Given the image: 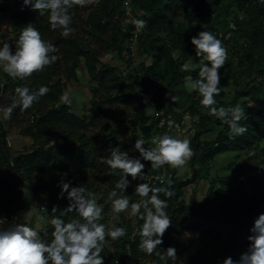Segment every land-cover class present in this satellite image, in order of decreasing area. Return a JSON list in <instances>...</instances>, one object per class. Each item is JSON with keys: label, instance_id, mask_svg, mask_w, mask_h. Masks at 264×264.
Wrapping results in <instances>:
<instances>
[{"label": "trees", "instance_id": "obj_1", "mask_svg": "<svg viewBox=\"0 0 264 264\" xmlns=\"http://www.w3.org/2000/svg\"><path fill=\"white\" fill-rule=\"evenodd\" d=\"M71 14L75 31L65 38L60 29H51L48 13L41 15L31 5L24 6L23 0H12V3L0 0V42L9 43L13 53L21 31L29 24L40 32L45 42L58 49L53 54L57 56L53 64L23 80L10 77L0 67V110L11 105L17 87H28L30 91L41 86L50 89L31 108L25 111L15 108L9 120H4L0 111V188L5 190L3 197L0 194L5 215L0 231L17 224L26 225V214L37 199L46 202L42 213L47 215L48 222L36 231L45 242H50L53 215L65 222L79 218L75 213L61 216V211L69 205L67 192L61 195V182L69 183L70 187L84 186L92 193L112 191L120 174L108 166L107 160L118 147L129 158L139 159L145 165L144 180L126 177L131 186L127 193L135 202L140 199L135 193L138 184L166 186L169 176L173 181L174 195L160 197L167 199L166 211L172 224L164 233L158 251L173 247L177 258L181 256L186 248L182 242L184 234L202 226L185 223L189 218H205L228 225L230 231L221 237L213 228H202L199 236L202 246L189 257L188 264H223L228 257L238 261L250 246L247 238L252 235L250 230L255 220L264 214V3L257 0H90L83 7L74 6ZM138 19L147 21L145 28H136L133 21ZM201 31L211 32L228 51V60L219 70L221 91L216 100L218 107L240 106L245 110L246 119L241 124L248 131L235 139H229L225 123L208 115V110L200 104L199 92L186 86L188 79L191 83L199 79V67L207 61L203 59L191 71L180 70L184 63L203 58L196 56L191 44V39ZM109 51L123 60L124 69L102 63L101 57ZM135 55L149 61L141 59L136 63ZM81 59L92 98L105 95L111 102L134 107L142 124L141 135L119 137L112 132L94 140L88 132L92 121L76 114L72 103L61 102L65 81L77 78ZM152 89H156L155 112L150 116L145 111L144 95ZM96 100L92 102L99 108ZM168 115L178 128L183 127L185 116L192 120L193 132L188 140L194 155L189 161L191 173L184 177L168 165L153 170L134 147L137 139H143L144 147L150 149L154 147L151 141L155 133L167 134L178 129L159 127L162 116ZM12 132L31 137L30 147L14 151L8 141ZM209 133H214L213 139L204 137ZM223 153H235L240 164L233 162L229 172L212 178L202 200L192 193L186 201L185 188L203 178L200 173L204 165ZM5 174L10 179L7 185ZM24 185L32 196L23 189ZM102 202L100 197L97 203L102 206ZM105 214L103 209L100 223L108 230ZM142 224L138 217L129 218L122 223L125 236L115 241L106 238L101 253L104 264H126L129 257L150 256L139 248ZM150 258L154 264L173 262L160 261L154 254Z\"/></svg>", "mask_w": 264, "mask_h": 264}, {"label": "clouds", "instance_id": "obj_2", "mask_svg": "<svg viewBox=\"0 0 264 264\" xmlns=\"http://www.w3.org/2000/svg\"><path fill=\"white\" fill-rule=\"evenodd\" d=\"M89 2L90 0H23L24 6L31 5L32 9L41 15L48 13L51 29H60L61 35L65 38L75 31L71 26L73 19L71 10L74 6L83 7ZM133 23L137 29H143L147 25V21L143 19L135 20ZM0 43L3 45L0 47V65L12 78L23 80L34 72H42L57 59L53 54L58 52V49L52 43L45 42L40 32L31 24L21 31L14 53L9 43ZM191 44L196 49V56L203 57L207 61V64L200 65L199 79L191 83V89L199 92L202 97L200 104L208 110V115L216 117L228 126L229 139L244 135L248 131V128L241 124V121L246 119L244 108L217 106L216 96L221 91L219 70L228 60L227 49L221 40L209 31L198 33L197 37L191 39ZM194 67L195 65L189 61L184 63L180 70L187 72ZM49 91L46 86H41L36 91H30L28 87H17L11 105L0 110L3 119H11L12 112L17 107L21 111L31 108ZM61 102L71 105L69 92L62 94ZM169 127L179 126L169 121ZM144 143L143 139H137L134 147L143 160L150 162L153 170H159L165 165L173 169L183 168L194 155L190 141L186 138L179 139L171 135L156 136L151 141L154 147L150 149H146ZM107 164L114 172L118 170L120 174L115 188L109 193L114 213L112 219H119L121 213L130 209L132 217H138L143 221L139 231L140 250L150 256L154 254L160 261L175 262L177 259L175 248L169 247L164 252L157 250V247L163 243L164 233L172 224L166 211L167 199L160 198L161 194L166 198L174 195L171 190L173 184L171 176L167 177L166 186L151 187L147 183L138 184L135 193L140 199L130 203L125 195L130 185L126 177L130 176L132 180H144L145 165L139 159L129 158L128 154L121 152L118 147L112 150ZM156 179L160 180V177ZM60 187L61 195L67 192L69 200V205L61 211V216L75 213L79 218L65 222L53 215L50 223L54 230L51 232L50 242H45L38 231L24 224H17L0 231V264H104L101 253L106 238L118 240L126 235V230L115 227L109 231L104 223H100L103 219V207L97 203L94 194L84 186L70 187L69 183L62 181ZM56 211L54 207L52 212ZM3 222L4 220L0 219V223ZM250 231L252 235L247 238L250 241L248 250L238 261L234 262L228 257L223 264H264V214L258 216ZM44 235L47 236L48 233L45 232Z\"/></svg>", "mask_w": 264, "mask_h": 264}, {"label": "rangeland", "instance_id": "obj_3", "mask_svg": "<svg viewBox=\"0 0 264 264\" xmlns=\"http://www.w3.org/2000/svg\"><path fill=\"white\" fill-rule=\"evenodd\" d=\"M9 3H12V0H8ZM193 30V28H192ZM141 59H145L149 61V59L145 57H140L135 55L134 61L137 63ZM203 58H198L192 61L194 65H197L202 61ZM102 63H108L112 66H119L121 69L125 68L123 60L115 53V52H106L101 57ZM0 67L3 69L2 65ZM224 68V66L222 67ZM191 82L188 79L186 82V86L188 90H191ZM155 90H150L147 94L144 95V102H145V111L148 115L152 116L155 112V103H154V96ZM69 92L73 110L76 114L80 116L87 117L88 120L92 121V125L90 130H88L91 137L94 140L101 139L103 135H107L108 133H116L119 137H132L135 135H141V127L142 124L138 121V113L132 106L118 104L117 102H111L110 99L105 95H98L96 98H92L91 94V85L89 82V77L86 71V68L83 63V59H81L80 65L77 69V78L75 80H66L65 81V92ZM93 101L100 103V107L97 108ZM185 132L179 131L178 129H172L167 134H159L155 133L154 137L156 136H163V135H171L174 138L179 139H188V135L186 132L192 129L191 117L185 116ZM206 139H213L214 133H209L204 136ZM8 141L11 148L14 151H22L30 147L32 143V138L28 136H21L18 133L12 132L8 136ZM243 157V156H241ZM235 162L239 165V157H236L235 153H223L218 155L213 161L206 163L201 171V176L198 182L194 184L188 185L184 190V199L186 201L189 200V197L192 193H195L196 198L198 200H202L205 196L207 189L209 187V182L212 178L225 174L229 172L232 168V164ZM178 176H186L190 175L191 169L189 166V162L186 166L180 169H176ZM205 174H207L205 176ZM6 185L10 183L9 177L4 175ZM264 184V178H263ZM23 189L28 192L30 196L32 193L27 185L23 186ZM131 186H129L126 191L125 195L129 198L130 203L135 202L132 199L127 191L129 192ZM5 190L4 188H0L1 197L4 196ZM111 191H105L93 193L96 200L103 198L102 207L105 209L108 220V230L111 231L115 227H122L123 221L135 217L130 215V209L127 212H123L119 215V219L113 220L112 217L114 213L112 212L111 200L109 199V193ZM46 207V202L34 199L33 205L31 209L27 212L25 217V223L27 226L33 228L34 230H39L47 225L48 217L46 214L42 213ZM0 219H5V215L2 212V206L0 205ZM200 223L202 226L195 230L187 231L182 239L183 245L186 247L184 252L179 256L175 262L172 264H188L189 257L193 255L198 248L202 246V241L199 240L200 232L202 228L210 227L213 228L214 233L221 237H225L227 233L230 231V227L228 225H220L214 221H208L205 218H189L185 224H197ZM109 244V242H107ZM126 264H154L150 256H143L139 259H133L131 257L128 258Z\"/></svg>", "mask_w": 264, "mask_h": 264}, {"label": "built area", "instance_id": "obj_4", "mask_svg": "<svg viewBox=\"0 0 264 264\" xmlns=\"http://www.w3.org/2000/svg\"><path fill=\"white\" fill-rule=\"evenodd\" d=\"M257 2H259V3H264V0H257ZM233 26V25H232ZM169 121H171V119H170V115H168V116H162V118L160 119V121H159V127H161V128H163V127H165L166 126V128L167 129H170V127H169ZM193 121H195L194 119H193ZM182 125H183V127L182 128H178V130L179 131H184L185 132V121H183L182 122ZM192 129H190V130H188L187 132H186V134L189 136V135H191L192 134Z\"/></svg>", "mask_w": 264, "mask_h": 264}]
</instances>
